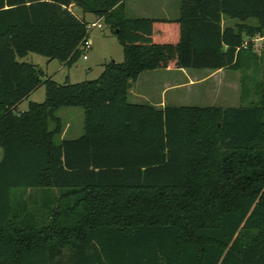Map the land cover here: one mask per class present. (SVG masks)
Instances as JSON below:
<instances>
[{"label": "trees", "instance_id": "16d2710c", "mask_svg": "<svg viewBox=\"0 0 264 264\" xmlns=\"http://www.w3.org/2000/svg\"><path fill=\"white\" fill-rule=\"evenodd\" d=\"M124 1L0 0V264H264V86L234 108L127 100L132 81L170 63L241 71L264 0H180L174 21L127 18ZM86 14L109 27L122 63L58 84L19 61L71 68ZM42 86L44 101L20 112ZM64 108L83 112L75 139L59 140ZM32 191L53 196L41 214L13 201Z\"/></svg>", "mask_w": 264, "mask_h": 264}, {"label": "rangeland", "instance_id": "374dc122", "mask_svg": "<svg viewBox=\"0 0 264 264\" xmlns=\"http://www.w3.org/2000/svg\"><path fill=\"white\" fill-rule=\"evenodd\" d=\"M128 17L132 16L128 12ZM126 16V15H125ZM126 16V17H127ZM91 14L85 15V21L88 24L99 22L101 28H93L89 31V41L91 42V48L86 52L87 60L82 57L71 68H68L60 62L53 60L50 61L47 58L37 55L28 54L20 62L30 63L40 69L44 77L50 78L58 84H64L68 82L70 84H76L84 81L96 80L102 73L104 66L111 63L123 62V52L117 39L111 34L109 27L102 21ZM235 23V21H232ZM250 24H255V20H250ZM246 46L250 45L249 51H247L243 57V69L241 71L225 72L219 76H213L211 79L205 78L198 79L190 77V79H183V76L178 77V72H174L167 69H159L153 73H146L147 76H154V80L158 83L161 81L182 82L190 84L195 82V87H185L180 90H174L167 94V100L175 98L174 101L168 102V106H185V107H220V108H234L241 106H249L251 102L257 100L256 91L258 85L264 86V35L256 36L252 39L245 38ZM205 74L207 71L194 72ZM160 75V76H157ZM156 84V83H154ZM156 95V99H157ZM45 99L44 87H40L32 96L23 101L18 110L26 109L30 103H42ZM139 104H146L145 101L139 100ZM66 111H74L76 116L65 119L64 114ZM62 117L61 123L69 124L75 128L80 129V135L83 133V116L82 110L79 108H65L57 113ZM74 131L67 130L65 136L67 138H75ZM58 141V139H56ZM43 197L40 191L32 192H16L13 194L14 203H31L40 211L42 203L49 202L53 196ZM50 197V198H48ZM36 211V210H35ZM35 214V217H40V214Z\"/></svg>", "mask_w": 264, "mask_h": 264}, {"label": "crops", "instance_id": "0c3cea01", "mask_svg": "<svg viewBox=\"0 0 264 264\" xmlns=\"http://www.w3.org/2000/svg\"><path fill=\"white\" fill-rule=\"evenodd\" d=\"M128 12H130L131 13L130 15L132 16L128 17L127 16L129 15L127 14ZM124 13L127 16V18H130V19H163V20H173L174 21V20L179 19V16H180V0H125L124 1ZM222 23L223 25H227V26H233L235 24L232 21H227V20H223ZM162 69L170 70L174 72V74L178 72V75H179L178 77L183 76L184 80L190 79V77H195L198 79L205 78L206 80H209L213 76H219V75L224 74L225 72H230L228 70H218V71L183 70V69L177 68L175 63H170L168 64L166 68H162ZM154 71L142 73L141 75L138 76V78L135 81H132L130 83V89L128 91V97H127V100L130 104L141 105L139 104L138 101L143 100L146 103L143 105H149V106L154 107L157 110H163L165 107L168 106V102L175 100V98H172L171 100H167L166 96L169 92L174 91V90H180L185 87H195L196 86L195 82L186 84V83H182L178 81L171 82L167 80V81H163V82L161 81L160 83H158L156 80H154L155 75L147 76L146 74V73L151 74ZM196 71L198 72L207 71V73L197 75L198 73L194 74V72ZM157 76H160V75H157ZM33 94H31V96ZM156 95H158L157 99L155 98ZM28 105H27V108H28ZM170 107H185V106H170ZM26 109H22L20 110V112L25 111ZM76 114L79 115L78 113H75L74 111H66L64 116H65V119H68L73 116H76ZM82 116H83V112H82ZM58 117L62 120V117L60 116ZM67 130L74 131L73 132L74 135L75 133L76 135H80L79 128L77 129L69 124H66V125L63 124V132L59 140L75 139L79 137V136H75V138H67L65 136ZM1 156H2V152L0 150V159H1Z\"/></svg>", "mask_w": 264, "mask_h": 264}, {"label": "built area", "instance_id": "2783aa9c", "mask_svg": "<svg viewBox=\"0 0 264 264\" xmlns=\"http://www.w3.org/2000/svg\"><path fill=\"white\" fill-rule=\"evenodd\" d=\"M101 24L99 22H96V23H91V24H88L87 26V30L90 31L92 30L93 28H101ZM244 49L246 48V44H244ZM91 48V44H90V41L89 39H86L84 40L83 44L81 45V50L83 52V56L82 58L84 60L87 59V56H86V52Z\"/></svg>", "mask_w": 264, "mask_h": 264}, {"label": "water", "instance_id": "95a60500", "mask_svg": "<svg viewBox=\"0 0 264 264\" xmlns=\"http://www.w3.org/2000/svg\"><path fill=\"white\" fill-rule=\"evenodd\" d=\"M73 11H74L77 15L81 16V12H80V10H79L77 7H73ZM112 62H114V61H112Z\"/></svg>", "mask_w": 264, "mask_h": 264}]
</instances>
